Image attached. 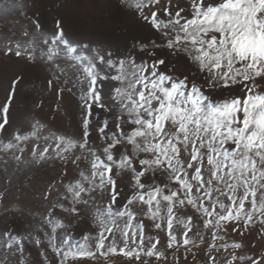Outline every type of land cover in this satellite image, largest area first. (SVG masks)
<instances>
[{
	"label": "snow or ice",
	"instance_id": "1",
	"mask_svg": "<svg viewBox=\"0 0 264 264\" xmlns=\"http://www.w3.org/2000/svg\"><path fill=\"white\" fill-rule=\"evenodd\" d=\"M29 7L9 0L0 11L27 17ZM121 7L151 33L131 36L123 52L69 38L64 16L47 33L33 15V31L0 41V63L19 66L0 104V135L25 66L38 61L57 102L76 97L79 118L78 138L36 121L0 139L4 171L9 160L59 166L36 226L0 233V264H217L221 252L223 264H264V0ZM69 168L75 175L61 179ZM73 226L86 229L79 239ZM29 247L38 258L29 260Z\"/></svg>",
	"mask_w": 264,
	"mask_h": 264
},
{
	"label": "rangeland",
	"instance_id": "2",
	"mask_svg": "<svg viewBox=\"0 0 264 264\" xmlns=\"http://www.w3.org/2000/svg\"><path fill=\"white\" fill-rule=\"evenodd\" d=\"M28 4V16L23 14L16 16L14 12L0 11V41L5 38H23L21 29L33 31L30 23L33 15L40 19L43 29L47 33L54 30L53 21L57 16L65 17V27L69 38L76 40H90L100 42L102 47H112L116 50L117 45L121 52L124 45L131 42V36L140 35L147 38L151 35L145 29H140L132 14L121 7L123 0H23ZM9 0H0V10L7 8ZM19 67L11 62L0 63V104L5 100L10 87V78L13 71ZM183 70V69H181ZM25 78L17 86L16 98L10 109L11 126L7 132L0 135V139H10L14 130L23 131L33 122H40L46 130L58 132L61 135L78 138L79 128L76 97L64 94L59 102L55 99V88L47 89L46 80L51 75L49 67L37 62L32 66H25ZM108 89L106 88L105 91ZM42 101V107H37V102ZM58 107V110H57ZM94 139V137H93ZM43 145L44 141H40ZM28 157V152L24 154ZM29 159H31L29 157ZM58 165L46 167H34L25 162L17 166L15 161L9 160L7 171L4 165L0 164V191L4 192V199L0 201V233L5 228H12L14 232H23L36 226L45 211L48 209V202L43 201L41 191L48 180L57 176ZM76 170L69 168V176L61 179H71ZM5 177L10 183H5ZM53 183L55 181L53 180ZM124 195H128L129 188L127 181L120 185ZM148 223V221H146ZM86 229L73 226L74 239H79ZM146 235L155 234L148 230ZM163 244L165 235L159 233ZM210 240V236L207 237ZM236 239V237H229ZM217 244L222 243L216 241ZM207 248V243L201 245V250ZM31 251L29 260L36 259L37 250L34 247L26 249ZM231 251V249L229 250ZM237 251L236 254H239ZM217 255V264H223L225 253H214ZM51 256V254H49ZM74 264H92L90 260L76 261ZM110 264H127L120 258L110 261ZM163 264V262H157ZM181 264H184L183 260ZM237 264H245L238 261Z\"/></svg>",
	"mask_w": 264,
	"mask_h": 264
}]
</instances>
